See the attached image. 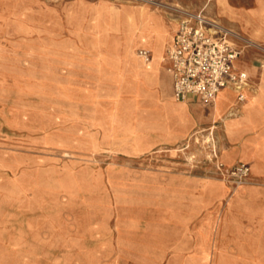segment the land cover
<instances>
[{
  "label": "rangeland",
  "instance_id": "374dc122",
  "mask_svg": "<svg viewBox=\"0 0 264 264\" xmlns=\"http://www.w3.org/2000/svg\"><path fill=\"white\" fill-rule=\"evenodd\" d=\"M258 1L0 0V264H104L117 241L159 234L171 177L222 181L230 198L245 185L264 188L249 163L223 160L237 136L209 106L176 100L164 63L161 98L185 107L193 125L173 137L163 131L172 119L130 108L111 79L115 48L97 17L116 4L140 6L136 44L162 60L171 33L158 19L176 23L185 11L202 12L238 36V66L252 85L264 69ZM241 163L250 174L240 184L229 171ZM253 206L250 195L246 208Z\"/></svg>",
  "mask_w": 264,
  "mask_h": 264
},
{
  "label": "crops",
  "instance_id": "0c3cea01",
  "mask_svg": "<svg viewBox=\"0 0 264 264\" xmlns=\"http://www.w3.org/2000/svg\"><path fill=\"white\" fill-rule=\"evenodd\" d=\"M117 9H120L119 15H116ZM136 9L140 6L116 4L104 12L97 10V17H104V33L112 39L109 45L115 48L111 79L121 88L132 110L159 111L162 117L172 119L173 125L166 124L163 131L173 137L180 136L193 123L185 107L172 100H162L158 84L163 63L171 80L172 76L168 64L155 59L153 50L136 44ZM112 10L114 15L110 16ZM253 14L262 26L264 0L258 1ZM250 19L248 17L247 22ZM158 22H167L170 27L171 34L162 50L164 55L173 41L179 20L169 23L171 20L158 19ZM262 28L260 36L264 40ZM2 31L0 26V45ZM132 42L138 47V53L140 49L151 53V58L146 63L143 61L144 65L132 54ZM238 67L248 77L245 88L248 100L239 104L237 112L231 111L237 101V92L230 88L221 90L214 101L205 102L192 96L186 104L202 103L213 109L216 117L224 121L225 132L238 139V146L223 153V160L229 164L240 158L250 164L253 179L264 180V69L258 72V80L250 85L248 71ZM227 90L233 95H226ZM168 182L172 187H168L160 203L164 220L159 234L144 235L142 240L117 241L116 255L104 264H264V188L245 185L230 198L229 188L222 181L176 176ZM250 195L254 206L249 210L246 201ZM247 215L253 217V223H247Z\"/></svg>",
  "mask_w": 264,
  "mask_h": 264
},
{
  "label": "built area",
  "instance_id": "2783aa9c",
  "mask_svg": "<svg viewBox=\"0 0 264 264\" xmlns=\"http://www.w3.org/2000/svg\"><path fill=\"white\" fill-rule=\"evenodd\" d=\"M183 13L164 58L172 76L174 98L188 102L194 96L210 102L221 90L230 88L237 92L238 103L247 101L248 77L237 64L241 49L234 39L238 36L202 12ZM139 54L145 61L151 58L147 50L140 49ZM217 166L223 170V163ZM229 172L241 183L249 176L250 167L241 163Z\"/></svg>",
  "mask_w": 264,
  "mask_h": 264
},
{
  "label": "bare ground",
  "instance_id": "6f19581e",
  "mask_svg": "<svg viewBox=\"0 0 264 264\" xmlns=\"http://www.w3.org/2000/svg\"><path fill=\"white\" fill-rule=\"evenodd\" d=\"M145 13H146V12H145ZM165 52H166V51H165ZM165 54H166V53H164L162 60H164V58H165ZM247 100H248V96H247ZM240 184H241V183H240Z\"/></svg>",
  "mask_w": 264,
  "mask_h": 264
}]
</instances>
